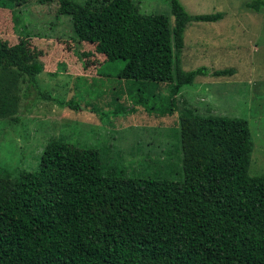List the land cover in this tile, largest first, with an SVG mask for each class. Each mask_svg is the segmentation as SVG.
<instances>
[{
	"label": "trees",
	"instance_id": "1",
	"mask_svg": "<svg viewBox=\"0 0 264 264\" xmlns=\"http://www.w3.org/2000/svg\"><path fill=\"white\" fill-rule=\"evenodd\" d=\"M58 1L61 14L71 16L72 39L93 44L116 68L104 75L134 86L127 111L178 112L180 166L175 179L134 176L120 164L105 165L97 148L53 142L34 170L0 174V264H264V175L248 173L247 121L175 102L181 88L209 74L206 66H180L187 24L217 22L223 14L192 15L169 0L171 26L170 15L143 12L132 0L93 7ZM19 2L0 0V7L12 10ZM245 6L259 11L264 0ZM30 38L26 32L13 45L0 43V64L26 77L27 91L37 92L33 100L78 110L40 88L43 64ZM10 82L0 73V105L14 104ZM160 83L167 84L163 95L155 92Z\"/></svg>",
	"mask_w": 264,
	"mask_h": 264
},
{
	"label": "rangeland",
	"instance_id": "2",
	"mask_svg": "<svg viewBox=\"0 0 264 264\" xmlns=\"http://www.w3.org/2000/svg\"><path fill=\"white\" fill-rule=\"evenodd\" d=\"M75 1L91 7L103 2ZM132 1L143 12L170 15L173 25L169 0ZM179 1L189 14L221 12L223 18L187 24L180 66H206L209 74L181 88L175 102L203 115L246 120L253 142L248 173L264 175V7L247 8L251 0ZM71 23V16L59 11L58 0H20L12 10L0 7V43L13 45L30 32V47L43 64L37 75L40 88L79 105L73 110L40 97L33 100L37 92L30 87L28 93L26 77L1 63L0 73L11 80L16 99L0 105V174L34 170L43 151L60 141L97 148L105 165L120 164L134 176L155 173L175 179L180 166L178 112L158 115L140 106L127 111L134 86L104 75L116 68L93 44L74 41ZM225 68L234 73L212 74ZM166 91V83L155 90L161 95Z\"/></svg>",
	"mask_w": 264,
	"mask_h": 264
}]
</instances>
